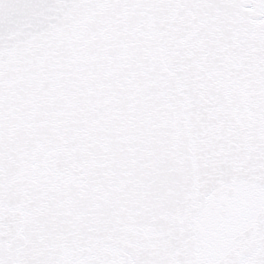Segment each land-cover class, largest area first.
I'll list each match as a JSON object with an SVG mask.
<instances>
[{
  "label": "snow or ice",
  "instance_id": "6c2138e0",
  "mask_svg": "<svg viewBox=\"0 0 264 264\" xmlns=\"http://www.w3.org/2000/svg\"><path fill=\"white\" fill-rule=\"evenodd\" d=\"M0 264H264V0H0Z\"/></svg>",
  "mask_w": 264,
  "mask_h": 264
}]
</instances>
